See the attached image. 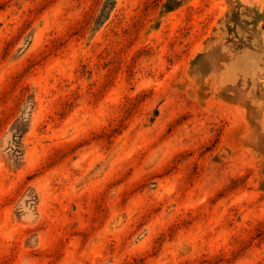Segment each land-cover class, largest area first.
<instances>
[{
	"label": "rangeland",
	"instance_id": "rangeland-1",
	"mask_svg": "<svg viewBox=\"0 0 264 264\" xmlns=\"http://www.w3.org/2000/svg\"><path fill=\"white\" fill-rule=\"evenodd\" d=\"M0 264H264V0H0Z\"/></svg>",
	"mask_w": 264,
	"mask_h": 264
}]
</instances>
